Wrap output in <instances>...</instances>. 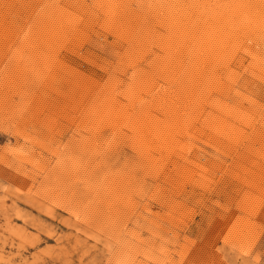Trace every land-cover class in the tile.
<instances>
[{
  "label": "rangeland",
  "instance_id": "374dc122",
  "mask_svg": "<svg viewBox=\"0 0 264 264\" xmlns=\"http://www.w3.org/2000/svg\"><path fill=\"white\" fill-rule=\"evenodd\" d=\"M0 264H264V0H0Z\"/></svg>",
  "mask_w": 264,
  "mask_h": 264
}]
</instances>
